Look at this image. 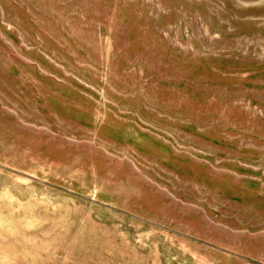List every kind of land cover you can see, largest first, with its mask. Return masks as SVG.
Returning a JSON list of instances; mask_svg holds the SVG:
<instances>
[{
	"label": "rangeland",
	"instance_id": "rangeland-1",
	"mask_svg": "<svg viewBox=\"0 0 264 264\" xmlns=\"http://www.w3.org/2000/svg\"><path fill=\"white\" fill-rule=\"evenodd\" d=\"M0 264H264V0H0Z\"/></svg>",
	"mask_w": 264,
	"mask_h": 264
}]
</instances>
